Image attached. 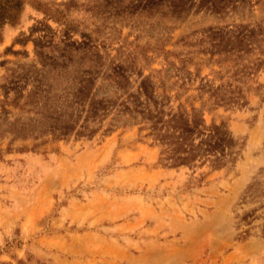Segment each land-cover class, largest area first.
I'll list each match as a JSON object with an SVG mask.
<instances>
[{
	"label": "rangeland",
	"instance_id": "374dc122",
	"mask_svg": "<svg viewBox=\"0 0 264 264\" xmlns=\"http://www.w3.org/2000/svg\"><path fill=\"white\" fill-rule=\"evenodd\" d=\"M37 1L63 20L26 5L0 44V264H264V0H197L171 29L119 17L128 0ZM83 46L124 61L134 89L158 71L165 113L194 109L178 127L199 152L146 124L43 129L50 67Z\"/></svg>",
	"mask_w": 264,
	"mask_h": 264
},
{
	"label": "trees",
	"instance_id": "16d2710c",
	"mask_svg": "<svg viewBox=\"0 0 264 264\" xmlns=\"http://www.w3.org/2000/svg\"><path fill=\"white\" fill-rule=\"evenodd\" d=\"M128 1L129 9L122 11L119 17H133L136 14L138 18L152 21L150 25L171 29L181 23V18L197 0H142L140 11H136L137 7L132 0ZM218 2L199 0L201 6L209 5L212 10L219 7ZM26 5H31L36 11L52 16L57 21L63 20L60 11L37 0H0V44L4 28L19 23ZM244 39L243 36L236 38L239 46L246 47ZM74 52L75 55H71L68 61H55L54 66L50 67L48 80L52 86L48 87L46 105L37 112L42 119L41 126L43 129L47 128L55 136L54 139L67 137L72 132L76 136L92 137L109 119L106 132L119 127L146 124L150 133L159 138L166 147L173 148L174 152L181 146L189 149L190 151H186L184 148L183 153L191 156L193 152H199L201 148H193L192 141L191 144H188V140L186 143L183 133L179 131L181 127H178V123L185 129L190 126L194 109L192 108V114L188 116L181 112L165 113L164 106L160 105L155 95L156 83L152 81L156 77L163 86L158 71L148 69L149 75H140L142 81L134 89L130 77L125 73L127 66L124 61L116 64L109 55H102L94 46H83L74 49ZM130 64L133 66L134 61L130 60Z\"/></svg>",
	"mask_w": 264,
	"mask_h": 264
}]
</instances>
